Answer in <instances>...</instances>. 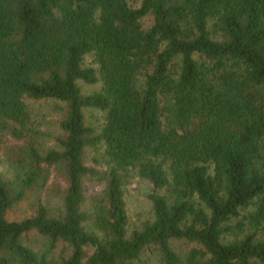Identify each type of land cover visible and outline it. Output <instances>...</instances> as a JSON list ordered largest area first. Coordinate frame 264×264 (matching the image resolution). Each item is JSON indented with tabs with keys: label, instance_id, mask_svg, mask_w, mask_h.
<instances>
[{
	"label": "trees",
	"instance_id": "trees-1",
	"mask_svg": "<svg viewBox=\"0 0 264 264\" xmlns=\"http://www.w3.org/2000/svg\"><path fill=\"white\" fill-rule=\"evenodd\" d=\"M49 100L62 134L44 148L31 104ZM3 140L0 264H264V0H0ZM52 170L61 205L9 219ZM132 173L151 216L129 229ZM85 180L102 186L89 203Z\"/></svg>",
	"mask_w": 264,
	"mask_h": 264
},
{
	"label": "rangeland",
	"instance_id": "rangeland-1",
	"mask_svg": "<svg viewBox=\"0 0 264 264\" xmlns=\"http://www.w3.org/2000/svg\"><path fill=\"white\" fill-rule=\"evenodd\" d=\"M151 16H146L142 19L144 27H148L151 23ZM90 56H87L85 63L89 64ZM79 86L83 93H91L100 87V83L84 84L79 82ZM32 118L43 134L39 135V140L44 148L55 146V136L61 135L62 131L59 127L60 113L57 109V103L54 101H35L31 104ZM84 120L86 124L99 126L103 120V113L93 108L84 109ZM15 144L12 141L3 140L0 142V173L2 171L12 172L10 162L16 158V150L11 146ZM21 145V143H16ZM92 151H87L85 161L87 164H92ZM65 188L60 175L52 170L48 183L44 187H34L26 190L24 198L9 211V219H20L31 214L37 200L41 199L50 210H54L61 205L60 191ZM102 186L94 181H84V193L87 203L92 200V196L101 190ZM124 199L126 203V211L128 215L129 229L140 224L141 221L151 216V202L147 197L151 191V185L135 174L125 178L123 184ZM86 205V204H85ZM23 242L35 251H45L47 249L46 241L42 236L36 232H29L23 239ZM177 252H183L185 247L181 242L173 243ZM58 257L60 255V248L53 250L49 255ZM140 264H160L155 254H144Z\"/></svg>",
	"mask_w": 264,
	"mask_h": 264
}]
</instances>
